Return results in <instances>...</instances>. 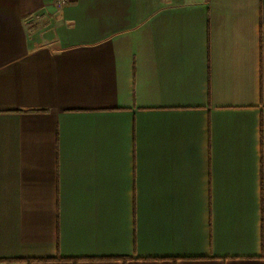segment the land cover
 I'll list each match as a JSON object with an SVG mask.
<instances>
[{"label":"crops","instance_id":"1","mask_svg":"<svg viewBox=\"0 0 264 264\" xmlns=\"http://www.w3.org/2000/svg\"><path fill=\"white\" fill-rule=\"evenodd\" d=\"M0 264H264V0H0Z\"/></svg>","mask_w":264,"mask_h":264},{"label":"built area","instance_id":"2","mask_svg":"<svg viewBox=\"0 0 264 264\" xmlns=\"http://www.w3.org/2000/svg\"><path fill=\"white\" fill-rule=\"evenodd\" d=\"M55 1V5L58 8H62L63 6L67 5L68 3H70L72 0H54ZM36 17H30L29 19H34Z\"/></svg>","mask_w":264,"mask_h":264},{"label":"trees","instance_id":"3","mask_svg":"<svg viewBox=\"0 0 264 264\" xmlns=\"http://www.w3.org/2000/svg\"><path fill=\"white\" fill-rule=\"evenodd\" d=\"M76 260V259H75Z\"/></svg>","mask_w":264,"mask_h":264}]
</instances>
